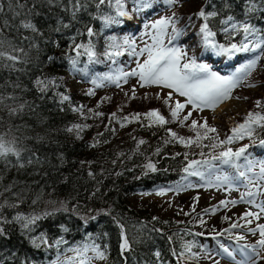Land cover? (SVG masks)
Instances as JSON below:
<instances>
[{
    "label": "trees",
    "instance_id": "16d2710c",
    "mask_svg": "<svg viewBox=\"0 0 264 264\" xmlns=\"http://www.w3.org/2000/svg\"><path fill=\"white\" fill-rule=\"evenodd\" d=\"M179 1L181 9H173L167 16L175 13L176 26L186 29L182 35L188 37L186 51L195 55L198 63L209 65V49H203L199 31L204 23L215 33V43L225 47L244 41L242 32L224 31L222 21L229 15L237 24L247 23L264 33V0ZM79 2L83 7L77 11L73 7L76 0L51 4L48 0H0V51L18 57L17 61L0 58V137L20 153L18 158L11 153L0 158V264H46L68 244L84 237L105 252L107 259L102 264H205L207 256L200 252L202 243L197 234L216 232L204 223L207 213L193 206L194 196H178L163 208L159 204L149 207L136 197L159 186L177 184L187 174L184 168L189 161L209 159L200 153L221 150L202 147L214 139L200 141V147H185L169 135V130L195 139L196 131L203 134L204 129L192 130V120L216 126L210 117L190 116L183 121L185 115H180L173 120L170 106L176 101L165 104L157 92L121 99L113 91L109 99L101 87L93 85L92 79L126 64L123 55L108 59L105 52L113 40L123 43L131 28L115 14L108 0L99 9L98 0ZM250 2L256 4L251 13ZM122 3L133 19L141 22L147 16L134 11L136 0ZM153 6L170 10L164 0H153ZM201 9L216 15L205 21L198 17ZM104 16L116 17L119 23L106 25ZM28 22L35 32L22 26ZM227 27L231 28V22ZM88 28L93 30L91 37ZM76 45L92 46L94 61H89L85 48L77 49ZM215 56L216 64L223 63L225 71L209 65L211 70L229 77L259 56L255 69L229 98L245 104L246 115L222 127V138L217 131L207 134L223 140L245 122L248 113L264 115V51ZM70 58L77 60L75 69ZM70 77L82 85L80 91L71 88ZM89 89L93 95L88 94ZM65 95L67 101L63 100ZM153 110L169 122L153 124L146 116ZM137 114L139 119H132ZM254 128L251 139L245 136L229 147L235 150L247 145L248 151H264L260 144L264 128ZM149 164L156 170L149 169ZM17 216L38 219L25 228ZM122 232L130 247L123 255ZM33 234L48 243H61L55 248H38L30 240Z\"/></svg>",
    "mask_w": 264,
    "mask_h": 264
},
{
    "label": "snow or ice",
    "instance_id": "6c2138e0",
    "mask_svg": "<svg viewBox=\"0 0 264 264\" xmlns=\"http://www.w3.org/2000/svg\"><path fill=\"white\" fill-rule=\"evenodd\" d=\"M55 0H48V3H54ZM109 3L112 0H108ZM179 0H164V3L169 7L176 5ZM106 0H98L96 3L97 9L100 8L101 5H104ZM115 4L119 7L117 8V16L126 17L129 15L128 12L124 11V5L122 0H115ZM136 7L134 11L144 12L147 9H151L153 7V0H136ZM74 10H79L83 5L80 4L79 0H76L74 4ZM2 10V9H0ZM256 11V4L249 3L248 12ZM216 13H206L203 9L198 13V17L207 21L209 16H215ZM104 23L112 24L119 23L116 17L113 16H104ZM178 17L173 13L172 16L161 17L158 20H154L151 23H146L144 25L145 32L144 35L149 37L150 43L148 41L144 42V46L139 48L135 47V42H129L128 38L123 40V43H117L115 40L109 45L108 50L105 52V56L108 59H111L114 56H120L124 54V46H127L128 55L136 58V67L131 71L127 72H118L117 75H104L98 76L95 79H92L91 83L96 87L103 86V81H111L115 83L117 87L120 86L119 81L124 80L127 82L128 77H136L140 82V86H150L155 85L163 89H169V93L167 98L165 99V104L172 99L173 94H178L180 97L185 98V102L181 103L180 101H176L174 107L170 106V115L173 120L180 118V113L188 106L191 105L194 110L203 109V108H214L216 105L221 103L222 101L230 98V93L234 87L244 78L251 74V72L257 66L259 56H256L252 60H250L247 64L244 65L243 68L237 70V74L234 76H221L220 74L211 70L210 66L206 63H198L195 55H189L188 51H186L183 47L177 46L174 42L178 41L179 38L183 35L186 29H180L177 25ZM231 22V28L227 27ZM226 27L224 31L226 33H230L232 31L242 32L244 36V41L239 45L232 43L230 46L225 47L222 44H217L212 39L215 36V33L209 29L207 23H204L199 31L202 34V47L203 49H210L214 52L215 55H232L238 52H261L264 51V33L258 32V30L247 23L237 24L234 21V18L229 15L225 20L222 21ZM26 29H30L33 32L36 31L34 25L30 22L24 23L22 25ZM64 27H68V25H64ZM87 35L89 37L93 36L92 28L87 29ZM3 46V42H0V47ZM77 49L85 48L84 45H76ZM15 51V49H14ZM22 51V49L20 50ZM87 52V56L89 61H94L96 57V53L93 51L92 46H88L85 48ZM77 55H80L77 52ZM140 57H144L141 62ZM0 58H6L10 61H17L18 57L10 55L4 51H0ZM71 64L73 69L76 68L77 60L71 59ZM113 63L115 61L113 60ZM85 75L87 72L85 71ZM98 81H100L98 83ZM38 83H44L43 81H38ZM43 90V89H42ZM89 95H93L91 89L88 92ZM69 97L67 95L63 96V100L67 101ZM259 101H257V106H259ZM75 110V109H74ZM97 115H100L97 113ZM192 115V112H188L187 115L183 117V121H187L189 117ZM147 118L151 119L153 124H158L163 126L167 124L169 121L162 116L158 110L150 111L146 114ZM128 119L127 117L125 118ZM132 119H139V114L134 116ZM255 126L264 128V115L259 113L253 114L248 113L245 122L237 125L235 128L231 130L232 135L227 136L226 139L220 140L218 138H210L207 134L209 132H216L217 129L214 127H209L207 122L205 121L203 124L197 123V121L192 120L191 129L196 131L198 128L204 129L203 134L199 131H196L195 139H185L184 137L177 136L175 132L169 130V135L180 144L185 147H190L192 145H196L200 147V141L214 139L215 142H211L209 144H203L202 147L210 148L213 151L216 149H221L218 152H209L204 153L201 152L200 155H207L209 159L205 160H191L187 163V166L184 168V172L188 174V176H196L201 179H205V172L208 171L211 175L210 170L214 169L216 165L213 163L214 161H219L221 164L228 165L231 168L235 169L236 175L229 176L227 174L224 175H216L215 181L209 179L206 183L209 186L217 187L218 189L223 185H228L229 190H231V186L236 181H246L245 187L248 189L246 192L241 194L240 201L236 200H222L220 204L211 209H205V212H210L211 214H215L218 207L223 206L227 208L229 205L235 206L237 203H247L249 205H254L259 209L258 212L246 211L240 218L245 219L246 223L250 224L252 221L247 220V217H252L254 219H259L262 214H264V203H257L256 197L258 195H264V162H258L252 159H249L247 155H245L248 151V146L245 145L238 149H233L229 147L235 141L243 139L245 136H248L251 139ZM121 126H124L121 124ZM79 128L80 126H74ZM72 129H69L71 131ZM141 144L144 143L143 140L140 141ZM260 144L264 146V139L260 140ZM13 154L19 157L20 153L10 144H6L2 137H0V158H6L9 154ZM243 160V163H241ZM23 165H21L22 167ZM152 171H155V167L151 164L147 166ZM259 168V172H255L256 168ZM251 174V175H250ZM91 175V173H90ZM193 185L189 184L186 187H192ZM255 189V190H252ZM179 190V189H178ZM157 195H163L164 192L160 191L156 193ZM247 197V199H246ZM198 200L199 198H194ZM193 210H195L193 208ZM17 220L24 221L23 227L28 228L30 224L35 223V220L38 217H22L17 216ZM228 219V217H225ZM241 227V225L233 223L231 228ZM258 230L260 239L254 245H242L238 249L239 252L243 254V259L241 261H237L236 264H259V260L264 259V224H257L256 229H252V233L255 235ZM225 232H230V229H225ZM0 235H3V229H0ZM197 235H203V233H198ZM223 233L217 232L215 236L212 238L215 239L217 236H222ZM235 241H241L244 239L243 235H235ZM122 240L123 242L120 245L121 255L124 252L129 251V241L123 235L122 232ZM46 243V241H43ZM57 244L61 243V241H57ZM33 244L36 245V241H33ZM39 246V245H36ZM186 250H190V246H185ZM219 248L221 252L232 260H236L234 255V249L225 246L224 244H220ZM87 250V246L85 247ZM79 251V250H76ZM92 251L95 253L96 257L101 260L107 259L105 252L101 251L99 246H93ZM159 252L156 253V256L159 257ZM205 255L207 258L212 259L214 253L210 251H206ZM53 264H58L57 261H54ZM81 264H84L81 261ZM214 264H220L219 260H215Z\"/></svg>",
    "mask_w": 264,
    "mask_h": 264
},
{
    "label": "rangeland",
    "instance_id": "374dc122",
    "mask_svg": "<svg viewBox=\"0 0 264 264\" xmlns=\"http://www.w3.org/2000/svg\"><path fill=\"white\" fill-rule=\"evenodd\" d=\"M110 7L113 9L115 14L117 15V8L118 5L114 2H111ZM137 6V5H136ZM182 7V3L179 1L176 5L170 7V10H167L164 7L158 8L153 6L151 9H147L144 12H146L147 16L142 20L141 22L138 20L133 19L130 14L126 17H120L123 19L125 24H128L130 26V30L128 31L126 38H128L129 42H135V47L137 50L144 46V42L148 41L151 42L149 37L144 35L145 28L144 25L146 23H151L154 20H158L161 17H166L169 15L170 12L174 10H180ZM124 11H126L124 7ZM127 12V11H126ZM188 39V37L181 36L178 41H176V45L183 47L185 50L187 49V45H184V42ZM123 59L126 61V64L120 68L117 69L116 72L108 71V75H117L118 72H127L131 71L133 68L136 67V58L131 57L128 55L127 47L123 49ZM207 57L209 59V65H211L212 68H219L220 71H225L223 69V63H218L217 56L214 55L212 50H208ZM144 57H140L141 62L143 61ZM228 73V72H225ZM70 86L72 89L76 91H80L82 89V85L80 83H76L75 80L70 77L69 80ZM103 86L99 90L105 91L108 95L109 99H112V92L115 91L116 97L123 99L124 96L130 95V94H142L145 92H157L162 99H166L167 95L169 93V89H163L155 85L150 86H140V82L138 81V78L136 77H128L127 82L124 80H120L119 84L120 86L117 87L115 83H112L111 81H103ZM236 87H234L231 91V93L234 91ZM256 89H250L251 92L255 91ZM230 93V96H231ZM173 101H180L181 103L185 102L184 97H180L178 94H173L172 99ZM230 103V104H229ZM225 108H222L223 106H226ZM220 108V109H219ZM188 112H192L193 117L197 118H211V123L216 126L217 133L219 138H222L223 135V129L222 127H226L227 123L234 119L237 116H243L246 115L245 111V104H243L240 101L228 99L224 100V102L220 103L219 105L215 106L214 108H203V109H197L194 110L191 105H188L181 113L180 115H187ZM249 157V159L258 161V162H264V151H247L245 154ZM216 167L214 169H211V175L208 171L205 172V179H201L200 177L196 176H188L186 174L184 177H182L177 184H171V185H164L156 187L150 191L147 192H141L137 195L136 200L137 202H144L149 207H154L155 205L159 204L161 208L165 206L166 202H173L178 196H194V198L198 197L199 199H194V207L197 208L198 212H205V209H211L213 207H216L220 204V201L222 200H236L240 201L241 194L246 192L248 189L245 187L246 181H236L231 186V190H229L228 185H223L219 189L214 186H209L206 181L211 179L215 181L216 175H224L227 174L229 176L236 175L235 169L231 168L228 165L221 164L219 161L213 162ZM241 163H243V160H241ZM255 172H259V168L257 167L255 169ZM251 175V174H250ZM264 183V182H262ZM193 185L192 187H186L187 185ZM179 189V190H178ZM255 190V189H252ZM163 191V195H157V192ZM247 199V197H246ZM257 203H264V195H258L256 197ZM246 211H252V212H258L259 209L256 208L254 205H249L247 203H237L235 206L229 205L227 208L220 206L218 207L215 214H211L208 212L205 215L204 223L206 227L211 229L214 232H221L223 233L222 236H217L215 239L212 238L213 235L209 233L213 232H204L201 238V245L202 249L200 252L206 253V251H210L216 255L213 256L212 259L207 258V263L205 264H214L215 260H219L220 264H236L237 261H241L244 257L241 252H239L238 249L242 245H254L256 242L260 239L258 230L256 234L254 235L252 233V229H256L257 224H264V214L260 216V218L254 219L252 217H247V220H251L252 222L250 224L246 223L245 219H241L240 217L246 212ZM225 217H228V219H225ZM233 223L241 225V227L237 228H231V225ZM225 229H230V232H225ZM235 235H243L244 239L241 241H235L234 236ZM32 244L33 241H36V247L43 246L45 249L48 248H55L58 244L54 241L52 243H48L42 236H39L37 234H33V236L30 238ZM43 241H46L44 243ZM61 241V240H60ZM224 244L225 246H228L231 249H234V255L236 257V260H232L231 258L224 255L220 248V244ZM87 246V250H85V247ZM97 246L93 244L92 240L89 237H84L82 241L78 242H71L66 246L60 254L53 256L51 260L46 261V264H53L54 261H57L58 264H81V261L84 262V264H102L103 260L96 257L95 253L92 251V247ZM101 248V247H99ZM79 250V251H76ZM102 251V249H100ZM264 255V253H262ZM259 264H264V259L259 260Z\"/></svg>",
    "mask_w": 264,
    "mask_h": 264
},
{
    "label": "bare ground",
    "instance_id": "6f19581e",
    "mask_svg": "<svg viewBox=\"0 0 264 264\" xmlns=\"http://www.w3.org/2000/svg\"><path fill=\"white\" fill-rule=\"evenodd\" d=\"M230 104V103H229ZM225 107H227V105L226 106H223L222 108H225ZM220 109V108H219ZM226 109V108H225Z\"/></svg>",
    "mask_w": 264,
    "mask_h": 264
}]
</instances>
